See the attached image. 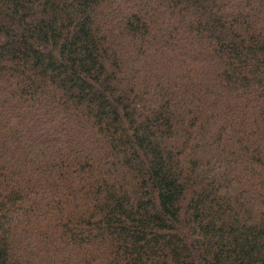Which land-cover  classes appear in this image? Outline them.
I'll return each instance as SVG.
<instances>
[{
	"label": "trees",
	"instance_id": "trees-1",
	"mask_svg": "<svg viewBox=\"0 0 264 264\" xmlns=\"http://www.w3.org/2000/svg\"><path fill=\"white\" fill-rule=\"evenodd\" d=\"M0 264H264V0H0Z\"/></svg>",
	"mask_w": 264,
	"mask_h": 264
}]
</instances>
